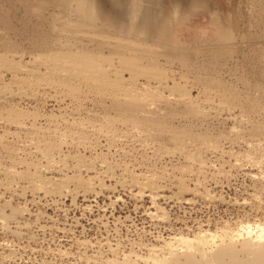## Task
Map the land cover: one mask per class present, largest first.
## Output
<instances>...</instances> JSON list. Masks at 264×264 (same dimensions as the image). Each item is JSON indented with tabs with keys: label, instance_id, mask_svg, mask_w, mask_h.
Masks as SVG:
<instances>
[{
	"label": "rangeland",
	"instance_id": "374dc122",
	"mask_svg": "<svg viewBox=\"0 0 264 264\" xmlns=\"http://www.w3.org/2000/svg\"><path fill=\"white\" fill-rule=\"evenodd\" d=\"M95 1L93 19L75 0H0V213L29 209L24 234L0 222V264H108L264 221V0ZM35 166L50 183L19 175Z\"/></svg>",
	"mask_w": 264,
	"mask_h": 264
},
{
	"label": "bare ground",
	"instance_id": "6f19581e",
	"mask_svg": "<svg viewBox=\"0 0 264 264\" xmlns=\"http://www.w3.org/2000/svg\"><path fill=\"white\" fill-rule=\"evenodd\" d=\"M75 2L77 4V8L84 15H86L87 17H91L93 19L97 17V13L95 11L96 10V1L95 0H75ZM141 27H143V26H141ZM142 30H143V32L147 31V29H145V27H143ZM53 57H54L53 59L56 61H59L61 63L64 62V64H65L64 67L66 68V69L63 68V69H65L64 71L67 70V72H69V70L70 71L74 70L77 73L82 74L84 76L86 74L87 75L91 74L95 81L98 80L99 78L103 77V76H100L101 75L100 73L103 70V68H101V66L97 67L98 65L96 66L95 64H94L95 66H91L90 65L91 62L82 63V61L78 62L79 60L74 61V59L71 58V54L63 53V52H60V53L56 52V54H54ZM87 65L88 66L90 65L89 66L90 68ZM92 65H93V63H92ZM55 68H56V65H55ZM32 71H33V74L39 73L35 70H32ZM32 71H30V72H32ZM117 74H120V72H118ZM119 77H120V79H119ZM119 77H118L119 80L117 81V83L119 82L121 84V82L123 80V76L120 75ZM106 80L108 81V78ZM103 81H105L104 77H103ZM109 81H111V80H109ZM119 83L117 85L119 87V90L123 89V90L127 91V89H124L125 87H121ZM113 85H115V84H113ZM117 86H116V88H117ZM128 92L130 93V90ZM12 94H14V93H12ZM130 96H131V94H130ZM134 97H133V99H135ZM135 101H137V100H135ZM57 147H56V149H57ZM49 153L50 154L46 153L44 155L46 156L47 163L52 164L54 162V156L51 152H49ZM200 163L203 164L204 161L201 160ZM38 171H42L41 167L35 166V172H25V171H20V172L17 171V172H19V175H21L22 177L30 178L31 180L29 181V183H31V186L34 188H35V186H39L40 182H44V184H46V185H47V183L51 182V179L46 178V177H42V175H40V174L38 175L37 174ZM7 173H10V171L8 170ZM44 184L42 186H44ZM52 184H55V182L53 181ZM100 184L101 183H99V185ZM90 185H92V184H90ZM50 186H52V185L46 186L45 189H47V187L50 188ZM55 186L57 187L56 184H55ZM146 186H148V185H146ZM64 187H66L65 189L70 188L69 185L66 184V186H62L60 183V184H58V187L54 188V189L57 192L58 190L62 191V189ZM103 187H105V186H103ZM103 187H101V188H103ZM52 188L49 189V191H51ZM151 188L153 189V187H151ZM151 188H150V190H151ZM181 188H185V187H181ZM41 189H42V187L40 188V190ZM88 189L89 190L91 189L90 191H93L92 186H88V187L86 186L83 189L84 193L87 194L89 192ZM159 189L158 190L157 189L152 190L153 191L151 194L152 200H155L156 198H159V196H162V194H160L158 192ZM59 191H58V193H59ZM96 192H98V191H96ZM209 192L210 191H207V194H203V197H205L206 200L207 199L210 201L219 200L218 198H215ZM58 193H57V195H58ZM60 194H62V193L60 192ZM179 195H180V193H179ZM188 200L191 201V200H193V198H188L186 202H188ZM6 203H9V201H6ZM6 203L1 204L4 207L2 210H5V208H7L6 206L9 205ZM27 210L29 211V209L26 206L21 207L20 209H18V208L14 209L13 215H9V214L6 215L4 213V211H2L0 213V222L2 223V225L5 228V227H8V224H9L8 220L13 218L17 223V227L19 229H21V230H19V232L17 231L16 233L24 234V232H22V229L25 230V228H27L29 226V222H25L22 224V221L19 220V217L23 216V214L27 213ZM166 213L168 214V212H164L161 215V217H158V218L168 217V216H166L167 215ZM158 238H159V236H158ZM161 239H162V241L160 240L161 241L160 244L159 243L158 244H151V246L148 245V248H147L148 249V255L147 256L140 255L138 252H134L133 255H135V258L129 259L130 258V257L128 258L129 254H124V257L122 258L121 261H117L115 259H109L108 264H124L127 260H130L131 264H136V260L143 261V262L145 261L146 264H264V221L254 222V223L249 222V221L248 222H241V223H239L237 228H231L230 226H224V227H222L220 229H216L214 231L211 229H204L203 227H200L199 230L194 232L193 235H191L189 233L186 234L184 231H180L177 233H171L167 237H162ZM145 244H147V243H145ZM142 245L141 246L139 245L138 247H143ZM146 247H144V248H146ZM116 259H118V258H116Z\"/></svg>",
	"mask_w": 264,
	"mask_h": 264
}]
</instances>
